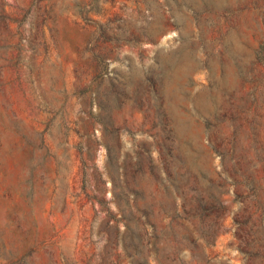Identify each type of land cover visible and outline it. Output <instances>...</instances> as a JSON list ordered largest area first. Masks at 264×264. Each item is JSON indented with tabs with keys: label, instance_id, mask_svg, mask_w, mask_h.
<instances>
[{
	"label": "rangeland",
	"instance_id": "obj_1",
	"mask_svg": "<svg viewBox=\"0 0 264 264\" xmlns=\"http://www.w3.org/2000/svg\"><path fill=\"white\" fill-rule=\"evenodd\" d=\"M0 264H264V0H0Z\"/></svg>",
	"mask_w": 264,
	"mask_h": 264
}]
</instances>
